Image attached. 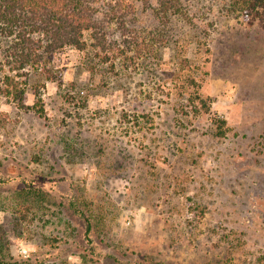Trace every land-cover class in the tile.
Here are the masks:
<instances>
[{
	"label": "rangeland",
	"instance_id": "obj_1",
	"mask_svg": "<svg viewBox=\"0 0 264 264\" xmlns=\"http://www.w3.org/2000/svg\"><path fill=\"white\" fill-rule=\"evenodd\" d=\"M183 2L179 47L114 67L65 48L39 99L0 49V264H264V23Z\"/></svg>",
	"mask_w": 264,
	"mask_h": 264
},
{
	"label": "trees",
	"instance_id": "obj_2",
	"mask_svg": "<svg viewBox=\"0 0 264 264\" xmlns=\"http://www.w3.org/2000/svg\"><path fill=\"white\" fill-rule=\"evenodd\" d=\"M138 6L151 11L155 28L136 27ZM223 13L264 23V0H226ZM172 20L192 21V12L183 0H0V49L9 71H31L32 75H23L29 81L34 79L39 99L40 83L61 77L52 61L63 49L90 52L101 62H111L112 67L117 58L131 63L145 54L154 56L166 47H179L171 34ZM193 29L192 41L208 36L203 26L195 24ZM188 61L183 55L178 63ZM4 78L7 86L14 85L13 76ZM188 81L194 83L192 78ZM2 92L6 97L13 95L9 87ZM24 196L34 199L36 193L29 190ZM3 235L0 231V254L8 248Z\"/></svg>",
	"mask_w": 264,
	"mask_h": 264
},
{
	"label": "built area",
	"instance_id": "obj_3",
	"mask_svg": "<svg viewBox=\"0 0 264 264\" xmlns=\"http://www.w3.org/2000/svg\"><path fill=\"white\" fill-rule=\"evenodd\" d=\"M21 252H22L23 254H25V253H26V250L22 249Z\"/></svg>",
	"mask_w": 264,
	"mask_h": 264
}]
</instances>
